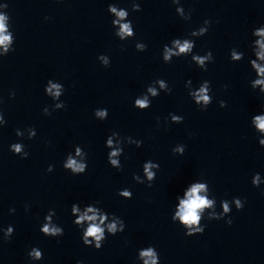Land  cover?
<instances>
[{"label": "clouds", "instance_id": "9594fccd", "mask_svg": "<svg viewBox=\"0 0 264 264\" xmlns=\"http://www.w3.org/2000/svg\"><path fill=\"white\" fill-rule=\"evenodd\" d=\"M171 3L177 5L175 11L177 15L187 21L191 19V11L186 12L181 5V0H171ZM132 12L142 11L140 3L136 0H131ZM108 13L113 17L111 23L114 29H116L114 35L121 41L128 40L135 37V29L133 23L129 17V11L126 8L120 7L117 3H109L107 8ZM45 19H48L45 17ZM9 17L5 14H0V57L7 56L9 52L14 51L13 48L15 39H13V33L8 31L7 21ZM212 21L205 19L203 24L197 29L192 30L187 37L173 38L168 44L163 45L162 48V60L164 63H171L173 58L191 56V62H193L198 68L203 71L208 70V64L214 63V56L211 50L206 51L203 55L194 53L196 46L195 39L207 35ZM252 36L255 38L251 44V52L254 58L249 59L251 69L255 72L256 76L250 81V87L255 91L259 89L260 95L264 96V24L256 27L252 30ZM137 52H144L147 50V45L143 42H137L135 44ZM245 53L238 48L233 47L229 50V58L232 62H240L244 59ZM97 59L104 67L110 66V58L105 54H100ZM185 87L188 89V95L192 101L199 107L201 111H207L208 106L212 103V86L211 81L204 80L198 87L194 88L192 80L189 79L185 82ZM225 89L227 86L225 85ZM65 89L63 84L58 81L49 79L44 87L45 95L50 97L54 102L50 107L45 106L43 108V114L45 116H51L52 111L61 110L66 107L65 103L60 100ZM161 92L171 94L172 89L166 80L157 78L152 81L147 87L144 93L137 96L134 99L133 107L141 111L151 107L152 99L160 95ZM10 98L15 97V92L9 93ZM3 97H0V105L3 104ZM219 107H227V102L219 100ZM93 115L98 120H106L108 118V110L106 108H98L93 111ZM170 120L171 123L180 124L183 123L184 117L175 113H169L165 122ZM159 123V118H157ZM251 126L255 132L259 134L258 143L261 147H264V110L259 114H255L251 118ZM7 125L4 113L0 110V128ZM17 137L28 140H32L37 135V130L34 126H29L25 130L17 128L15 130ZM134 144L137 148L142 147L143 141L133 139L131 136L122 137L119 132L113 131L105 140V147L109 149L107 153L108 164L121 171L123 165L120 157L124 155V145ZM186 150L185 144H177L172 148V152L175 155H183ZM9 151L14 155L19 156L21 159H27L30 155L25 150V145L21 142H14L9 145ZM88 153L84 151L79 145L74 146V151L69 152L62 167L71 172L73 175H83L88 168L87 163ZM54 165L50 164L47 167V172L54 171ZM160 165L158 162H154L149 159L142 164V176L140 174H133V180L138 184H146L147 187L152 186V182L156 178L157 171ZM251 183L254 187H259L264 183L260 173L253 174ZM264 192V189H262ZM120 197L126 200L133 198V193L128 188L118 190L117 193ZM177 203L174 206L171 220L173 223H178L185 231L186 236H194L203 234L206 225L202 224L205 216L208 220H222L228 217L232 212V206L234 205L237 211L244 208L246 200L240 197H233L232 200H221V211H217V201L215 196L211 195V189L207 181L195 180L190 183L183 191L182 195L176 197ZM100 201H95L91 204H85L83 207L79 202H75L71 205V215L74 217L73 224L81 231V241L84 246L92 247L99 251L102 249L104 242L108 236H116L118 233L125 231L126 225L124 220L117 216L115 213H109L99 206ZM30 206L25 205V211L29 210ZM15 212V208H10L9 213ZM56 212L54 209H49L44 216L43 222L39 228L42 235L51 238H58L64 235V229L62 226L54 222ZM225 223L231 225L233 223L231 218L225 220ZM3 232V241L11 239L14 233V227L9 225L6 229H0ZM30 261L36 262L43 259V252L38 247H32L27 253ZM137 260L140 264H160V256L154 245H148L146 247L137 250ZM77 264H83L82 261H77Z\"/></svg>", "mask_w": 264, "mask_h": 264}]
</instances>
